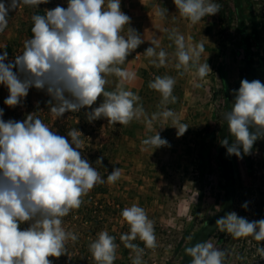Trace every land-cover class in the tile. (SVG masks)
I'll use <instances>...</instances> for the list:
<instances>
[{
	"label": "clouds",
	"instance_id": "clouds-1",
	"mask_svg": "<svg viewBox=\"0 0 264 264\" xmlns=\"http://www.w3.org/2000/svg\"><path fill=\"white\" fill-rule=\"evenodd\" d=\"M48 2L0 0V33L8 26V13L20 4L37 7ZM173 2L179 16L192 25L221 9L215 0ZM156 15L165 19L167 10L158 8ZM31 20L32 36L24 41L22 53L7 63V52L0 54V85L9 92L5 105H21L34 87L46 91L49 111L57 118L88 108L89 122L104 118L109 125L127 126L143 120L151 129L154 121L170 120L177 137L186 133L189 126L168 107L178 100L173 94L177 77L156 75L148 82V88L160 96L158 111L150 115L141 97L126 87L136 79V73L122 66L144 38L129 26L131 17L121 10V0H67L66 8L57 5L46 9L44 15L33 14ZM164 31L172 42L169 47L175 46L171 58L177 76L192 72L203 81L211 72L207 62L201 63L203 42L186 43L177 28ZM150 43L143 53L148 62L156 68L166 67L170 54L156 39ZM109 77L118 81L112 90L107 88ZM196 87L202 85L197 83ZM233 94L231 110L223 114L232 142L226 137L221 144L227 154L243 158L258 139L264 138V83L242 79ZM101 97L99 106L93 107ZM3 116L0 108V264H52L49 257H61L67 253L68 243L78 240L75 233L65 229L63 218L78 210L84 197L105 180L83 158L82 133L76 128L62 136L33 114L20 121H5ZM141 143L142 150L170 146L158 131ZM102 162L100 157L95 164ZM121 175V169L114 168L106 182L115 184ZM242 207L247 208V204ZM120 216L129 228L120 241L134 253L131 264H144L145 249L157 247L155 222L136 203L123 208ZM25 222L29 226L21 229ZM216 226L233 239L251 237L258 244L264 241V219L249 221L232 211L217 219ZM136 240L143 247L133 243ZM117 248L116 238L107 231H100L88 245L95 264H114ZM184 251L191 257L189 264H226L229 255L209 241L196 242ZM256 252L264 258V247H257Z\"/></svg>",
	"mask_w": 264,
	"mask_h": 264
},
{
	"label": "rangeland",
	"instance_id": "rangeland-1",
	"mask_svg": "<svg viewBox=\"0 0 264 264\" xmlns=\"http://www.w3.org/2000/svg\"><path fill=\"white\" fill-rule=\"evenodd\" d=\"M57 5L66 8L67 0H49L48 3H42L37 7L20 4L8 13V26L0 33V54L7 52L6 63L21 54L24 41L30 39L26 30L32 22L34 11L37 8L53 9ZM228 7L235 10V0H228ZM242 7L247 18L245 26L249 30L247 16L251 14L255 17V9L258 8L255 7V0H242ZM147 8L149 7L146 0L139 3L137 0H121V10L131 17L129 26L136 29L144 38V43L127 60L139 54L137 62L151 78L165 74L177 77L173 94L178 100L168 107L177 113L182 123L189 126L183 136L176 137L177 130L171 127L170 120L154 121L151 129L143 120H134L127 126L122 125V130L116 131V135L113 125L108 129L105 127L108 123L104 118L92 122L86 120L81 126L75 119L77 112H66L60 118L54 116L49 111L50 105L47 101L50 97L46 91L34 87L29 89L28 96L21 105L10 108L4 104L9 95L8 89L0 85V108L4 110L5 121L9 119L20 121L28 114H33L62 136H67L65 130L76 128L82 133L80 138L83 141L81 149L83 158L96 167L105 180V183H101L104 194L89 193L84 197L81 211L74 210L63 218L65 229L75 233L78 240L75 243L69 242L67 253L61 257H49L52 264H95L88 245L96 239L100 231H107L116 238L118 248L114 264H131L134 253L120 241L121 234L129 231L120 212L133 203L143 207L149 218L155 222L157 247L152 250L145 249L142 257L144 264H179L183 247L198 229L205 215L211 213V207L214 205L215 192L212 188L218 179L217 171L215 170L213 174L200 173L195 159L196 144L199 139L198 133L207 122L214 130H219L224 124L223 114L226 111L222 90L226 86L232 96L233 85L239 76L243 59L237 20L235 19L226 34H223L218 13L192 25L181 18L177 10L173 11V18L169 15L161 19L156 15L157 9L152 13ZM165 28L169 30L177 28L184 35L186 43L203 42L205 51L201 56V63L207 62L211 68V72L203 81L196 79L192 72L182 78L177 76L174 60L171 58L175 46L169 47L172 42L167 39ZM152 39H156L170 54L166 67L156 68L144 56L143 53L151 46ZM7 48L10 51H7ZM252 50L255 53V47ZM220 54L224 55L225 60L224 80L220 77L217 67ZM108 79V89L118 83L115 77ZM197 83L202 87H196ZM90 110L84 108L79 112ZM67 124L70 126L66 127ZM156 131L162 138L172 143L171 151H165L163 147L142 150V140L154 135ZM172 134H175V137L171 138ZM260 150L258 148L256 152L253 150L250 153L254 163L260 156ZM100 157H103L102 165L95 164ZM237 164L241 177L238 188L240 199L236 200L233 211L240 217L255 221V173L253 177H249L242 158L237 157ZM117 167L121 169V178L115 184H108L107 175ZM244 204H247V208L242 207ZM215 210H219V206L215 205ZM28 226V222L20 225L21 229ZM215 234L208 241L215 247L229 252L226 264H255V240L251 237L233 239L219 229ZM133 243L143 247L139 240Z\"/></svg>",
	"mask_w": 264,
	"mask_h": 264
},
{
	"label": "trees",
	"instance_id": "trees-1",
	"mask_svg": "<svg viewBox=\"0 0 264 264\" xmlns=\"http://www.w3.org/2000/svg\"><path fill=\"white\" fill-rule=\"evenodd\" d=\"M221 5V9L218 12L220 22L222 25V33L226 34L233 21L237 20V28L241 33L240 48L243 51V59L239 68V76L233 85V90H238L242 79L249 81L258 79L264 83V0H255V17L251 14L248 17L250 23V29L245 26L246 16H244V10L242 7V0H235V10L228 7V0H216ZM33 14H45L44 8H37ZM31 27L27 28L26 33L31 38ZM255 43V44H254ZM255 47V53L253 52ZM7 51H10L7 48ZM218 72L220 77L224 80V68L225 60L224 55L220 54L218 58ZM125 65H123L124 67ZM143 85L140 89L139 96L141 97V103L146 112L150 115L153 112L158 111V104L160 100L159 93L148 88V82L152 80L149 73L146 70H142ZM225 83V82H224ZM116 85V84H115ZM115 87V86H114ZM113 87V88H114ZM108 89V90H112ZM223 100L225 111H230L234 100V94L232 96L224 86ZM103 98H99L96 106H99ZM86 112H77L75 119L81 124L86 122ZM70 126L67 124L66 127ZM65 127V126H64ZM107 129L109 124L105 126ZM114 127V135L116 131L122 130V125L116 124ZM72 129V127L70 128ZM64 131V130H63ZM67 133L68 131L65 130ZM64 132V134H65ZM66 135V134H65ZM199 139L196 150L195 159L197 162V168L201 174L215 173L217 171V182L212 188L214 193V205L211 207V213L205 215L202 222L199 224L198 229L191 235L188 243L182 249V258L179 264H189L191 257L185 254V248L194 245L196 242L208 241L211 237L216 235L218 228L216 226V220L226 215V213L232 212L235 202L239 198L238 188L241 184V177L239 174V167L237 164V157L235 155L227 154L226 148L222 146L221 142L226 137L229 139V143L232 142V138L227 129V122L224 120V124L219 130L212 129L209 122L198 133ZM260 150V156L255 163L251 160L250 154L243 155L242 160L245 161L247 173L249 177H253L255 173V220L264 219V138L258 139L251 150ZM255 170V171H254ZM92 195L104 194V189L101 184H97L90 192ZM215 205L219 206V210H215ZM80 207L78 210L81 211ZM264 247V241L258 244L255 241V264H264V258H261L257 252V247Z\"/></svg>",
	"mask_w": 264,
	"mask_h": 264
},
{
	"label": "crops",
	"instance_id": "crops-1",
	"mask_svg": "<svg viewBox=\"0 0 264 264\" xmlns=\"http://www.w3.org/2000/svg\"><path fill=\"white\" fill-rule=\"evenodd\" d=\"M146 1H147V6L149 7L147 9H149V12H152V13H153V10H156L158 8H164L167 10V16L170 15L171 18H173L174 17L173 11L177 10L175 5H174L173 0H146ZM137 2L139 3V2H141V0H137ZM193 37L196 38L195 36H193ZM135 56H137V58H135ZM135 56L133 58L130 57V59H128L126 61L124 67L129 69L130 71H134L136 73V79L134 81H132L131 83L127 84L126 87L128 88V90H131L138 95L140 92V89L143 85V78H142L141 73H142V70L144 68H143V66H141L137 62V60L139 59L138 55L135 54ZM163 137L170 138V136H166V135H163ZM173 137H175V134H172L171 138H173ZM169 145L170 146H163V149L165 151H167V150L171 151L173 149L171 147L172 143L170 142ZM192 153H193V151H192ZM191 156H193V154Z\"/></svg>",
	"mask_w": 264,
	"mask_h": 264
},
{
	"label": "built area",
	"instance_id": "built-area-1",
	"mask_svg": "<svg viewBox=\"0 0 264 264\" xmlns=\"http://www.w3.org/2000/svg\"><path fill=\"white\" fill-rule=\"evenodd\" d=\"M135 58H137V56H135Z\"/></svg>",
	"mask_w": 264,
	"mask_h": 264
}]
</instances>
